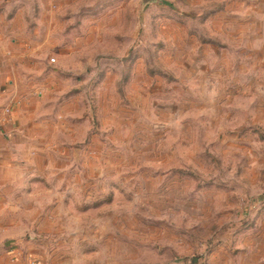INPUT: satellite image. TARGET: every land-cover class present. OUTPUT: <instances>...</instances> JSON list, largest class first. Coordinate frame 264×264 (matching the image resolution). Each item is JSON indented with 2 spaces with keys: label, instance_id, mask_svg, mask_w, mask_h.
<instances>
[{
  "label": "rangeland",
  "instance_id": "1",
  "mask_svg": "<svg viewBox=\"0 0 264 264\" xmlns=\"http://www.w3.org/2000/svg\"><path fill=\"white\" fill-rule=\"evenodd\" d=\"M3 45L58 171L0 192V264H264V0H0Z\"/></svg>",
  "mask_w": 264,
  "mask_h": 264
},
{
  "label": "crops",
  "instance_id": "2",
  "mask_svg": "<svg viewBox=\"0 0 264 264\" xmlns=\"http://www.w3.org/2000/svg\"><path fill=\"white\" fill-rule=\"evenodd\" d=\"M4 45L0 46V52L4 50ZM9 46L12 47L15 55L20 53L17 44ZM39 48L36 45V55H39L37 53ZM29 70L14 72L11 69L10 71L3 69V76L11 79L6 82L2 90L4 101L8 100L9 95L20 96L16 98L17 102H14V108H12L13 121L7 125H0L2 128L0 131V192H3V198L1 195L0 198L6 201L4 204L9 210L11 199H13V196L9 194L11 191H28L35 183L36 193L41 189L46 190L49 187L48 180L54 179L58 171L57 167L51 163L50 149L44 145L51 141L47 134L50 128L51 112L46 102L41 104L42 101H39L41 98L33 96L35 89L33 70H30V77ZM20 78H23L25 82L17 81ZM63 169L65 168H60L59 171H65Z\"/></svg>",
  "mask_w": 264,
  "mask_h": 264
}]
</instances>
